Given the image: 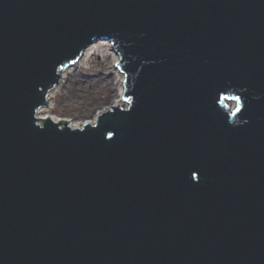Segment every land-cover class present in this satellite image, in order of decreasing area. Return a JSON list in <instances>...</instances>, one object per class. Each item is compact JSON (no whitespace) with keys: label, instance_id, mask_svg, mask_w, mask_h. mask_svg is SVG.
I'll list each match as a JSON object with an SVG mask.
<instances>
[{"label":"water","instance_id":"water-1","mask_svg":"<svg viewBox=\"0 0 264 264\" xmlns=\"http://www.w3.org/2000/svg\"><path fill=\"white\" fill-rule=\"evenodd\" d=\"M99 41L126 105L40 118ZM0 264H264V0H0Z\"/></svg>","mask_w":264,"mask_h":264},{"label":"rangeland","instance_id":"rangeland-1","mask_svg":"<svg viewBox=\"0 0 264 264\" xmlns=\"http://www.w3.org/2000/svg\"><path fill=\"white\" fill-rule=\"evenodd\" d=\"M112 66V57L96 53L88 65L74 69L63 79L47 116L67 120L73 126L93 122L98 112L115 104L118 99L119 80Z\"/></svg>","mask_w":264,"mask_h":264},{"label":"bare ground","instance_id":"bare-ground-1","mask_svg":"<svg viewBox=\"0 0 264 264\" xmlns=\"http://www.w3.org/2000/svg\"><path fill=\"white\" fill-rule=\"evenodd\" d=\"M107 54V56H110L113 58V72L116 75V79L119 80V83L117 85V100L114 101L115 104L118 105H126V102L124 101L123 97H124V81H125V75L120 71L119 67H118V62L120 61L119 59V55L117 54V52L112 48L111 43H109L108 41H99L97 44L93 45L92 47H90L84 54L83 58L81 60H79L74 66L68 68L66 71H64L62 73V78H61V82L60 84L53 90V92L51 93V98L49 100V107L45 108L46 110H42L39 113V117L40 118H46L49 112V109L51 108V102L54 99L55 95L57 94V92H59V89L61 87L62 81L63 79H65L67 76H69L74 69H78V68H82L83 66H86L90 63L91 58L96 54ZM119 60V61H118ZM117 62V63H116ZM119 70V71H118ZM120 72V73H119ZM231 107L234 108L236 103L235 102H231L230 103ZM99 113V112H98ZM43 114V116H42ZM52 117V116H50ZM53 118V117H52ZM97 118V117H96ZM56 119V118H55ZM57 121H61V123L63 122H68L67 120L64 119H56ZM96 120V119H95ZM95 120L93 122H95ZM72 127H77V126H73L72 123H70Z\"/></svg>","mask_w":264,"mask_h":264},{"label":"snow or ice","instance_id":"snow-or-ice-1","mask_svg":"<svg viewBox=\"0 0 264 264\" xmlns=\"http://www.w3.org/2000/svg\"><path fill=\"white\" fill-rule=\"evenodd\" d=\"M237 99H239V97H237Z\"/></svg>","mask_w":264,"mask_h":264}]
</instances>
